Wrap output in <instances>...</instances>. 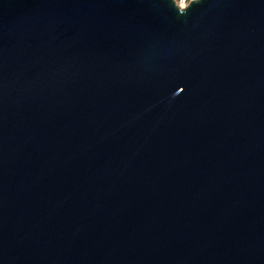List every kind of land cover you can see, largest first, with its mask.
<instances>
[{
    "label": "water",
    "instance_id": "1",
    "mask_svg": "<svg viewBox=\"0 0 264 264\" xmlns=\"http://www.w3.org/2000/svg\"><path fill=\"white\" fill-rule=\"evenodd\" d=\"M0 264H264V0H0Z\"/></svg>",
    "mask_w": 264,
    "mask_h": 264
},
{
    "label": "built area",
    "instance_id": "2",
    "mask_svg": "<svg viewBox=\"0 0 264 264\" xmlns=\"http://www.w3.org/2000/svg\"><path fill=\"white\" fill-rule=\"evenodd\" d=\"M174 1L179 7L180 5H182V7L180 8H183V7H186L191 0H174Z\"/></svg>",
    "mask_w": 264,
    "mask_h": 264
},
{
    "label": "bare ground",
    "instance_id": "3",
    "mask_svg": "<svg viewBox=\"0 0 264 264\" xmlns=\"http://www.w3.org/2000/svg\"><path fill=\"white\" fill-rule=\"evenodd\" d=\"M180 7H182V5H180Z\"/></svg>",
    "mask_w": 264,
    "mask_h": 264
}]
</instances>
